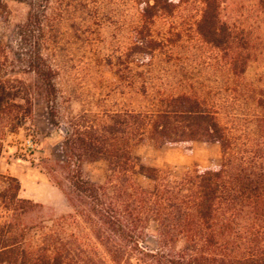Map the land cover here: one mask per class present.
Masks as SVG:
<instances>
[{
    "label": "trees",
    "instance_id": "trees-1",
    "mask_svg": "<svg viewBox=\"0 0 264 264\" xmlns=\"http://www.w3.org/2000/svg\"><path fill=\"white\" fill-rule=\"evenodd\" d=\"M188 0H136L140 23L130 50L151 58L159 48L151 25L158 14H172ZM197 31L227 52L230 70L242 74L233 56V37L221 21L219 0H201ZM264 11V0H259ZM31 19L20 27L17 53L31 80L17 76L0 42V155L8 134L33 117L36 99L45 102L50 122L58 126L56 71L41 52L44 38L32 35ZM256 105V137L235 133L207 99L181 92L158 99L150 110H121L105 119L86 114L64 129L62 189L68 210L46 213L41 204L19 196L20 183L0 174V264H264V89ZM202 141L219 145L221 162L192 167L177 175L142 163L134 145ZM103 159L102 183L84 179L80 164ZM142 177L148 181L141 184ZM155 224L159 246L145 244ZM182 240L181 247L174 244Z\"/></svg>",
    "mask_w": 264,
    "mask_h": 264
},
{
    "label": "rangeland",
    "instance_id": "rangeland-1",
    "mask_svg": "<svg viewBox=\"0 0 264 264\" xmlns=\"http://www.w3.org/2000/svg\"><path fill=\"white\" fill-rule=\"evenodd\" d=\"M201 10V0H188L172 14L155 16L151 30L160 45L149 58L130 50L140 23L136 0H0V42L15 64L14 74L32 78L17 60V53L24 52L18 34L28 19L34 38H44L41 52L56 71L58 126L50 122L45 102L36 99L33 117L3 143L0 174L18 179L20 197L41 204L46 213L67 212L57 181L64 188L68 183L57 161L64 129L81 114L103 120L115 111L155 109L160 97L185 92L207 99L235 133L256 137L260 109L255 102L264 89V11L259 0H219L220 19L232 32L235 61H246L244 72L234 74L227 52L198 33ZM133 153L142 163L172 175L221 162L219 145L202 141L175 145L146 140L134 145ZM80 171L84 179L102 183L107 163L84 160ZM137 181L148 183L142 177ZM145 244L159 246L153 223ZM182 244L179 240L174 246Z\"/></svg>",
    "mask_w": 264,
    "mask_h": 264
}]
</instances>
